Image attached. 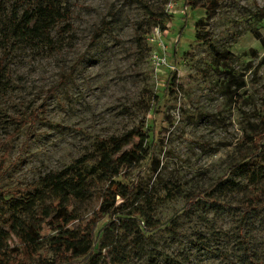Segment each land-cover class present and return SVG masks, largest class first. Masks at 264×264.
<instances>
[{
  "label": "rangeland",
  "instance_id": "rangeland-1",
  "mask_svg": "<svg viewBox=\"0 0 264 264\" xmlns=\"http://www.w3.org/2000/svg\"><path fill=\"white\" fill-rule=\"evenodd\" d=\"M61 2L71 12L72 40L53 28L59 54L18 44L3 74L0 191L48 173L82 172L99 160L100 139L140 134L142 160L116 179L134 185L133 195L96 230L104 263L240 264L238 208L254 186L243 160L264 134V0H221L209 20L183 0H142L146 8L130 0ZM31 3L0 0V57L13 9ZM95 28L103 34L90 44ZM199 29L233 58L217 63ZM90 184V199L76 203L78 219L65 232L84 227L100 204L108 183ZM204 190L203 201L183 209ZM41 228L34 263L51 259L48 245L59 234L47 223ZM241 233L264 264V209L243 219Z\"/></svg>",
  "mask_w": 264,
  "mask_h": 264
},
{
  "label": "trees",
  "instance_id": "trees-1",
  "mask_svg": "<svg viewBox=\"0 0 264 264\" xmlns=\"http://www.w3.org/2000/svg\"><path fill=\"white\" fill-rule=\"evenodd\" d=\"M25 1L18 0V4ZM130 1L142 4V0ZM220 1L183 0V5L191 9L204 10L206 19L209 20ZM142 7L146 8L143 4ZM71 19L70 10L61 0H33V3L28 4L21 13L14 8L8 31L1 41L3 55L0 57V86L15 46L27 43L41 44L49 51L53 50L59 54L57 41L51 30L56 29L58 39L71 41L74 33ZM197 25L198 28H202L203 22L200 21ZM153 27L157 28L158 24H154ZM102 34L103 28H95L90 44L99 40ZM196 36L208 46L217 63L223 65L233 58L228 52H218L206 31L199 29ZM67 45L70 43L67 42ZM64 80L63 78L62 82ZM36 112L37 109L27 117L26 140L21 150L26 148L31 138ZM260 122L264 125L263 118ZM141 137L137 134L136 139L132 141H123L121 138L100 139L97 144L99 160L89 169L72 173L67 171L48 173L40 178L37 184L0 191V264H105L101 254L96 250V230L106 216L120 213L133 195L134 185L126 186L116 179L118 177L125 179L124 169L142 160L145 140ZM252 144L254 152L244 158L243 164L250 172L254 186L246 203L238 208L241 212L237 225L238 239L243 255L240 264H260L255 259L246 236L241 233L243 219L264 209V134L257 135ZM124 147L127 148L124 150ZM94 179L108 183L100 204L84 227L65 232L66 228L78 219L74 208L76 203L90 199V183ZM225 179L226 175L217 183ZM207 193L208 190H204L190 197L183 209L189 210L197 205L203 201ZM117 198L121 199V202H118ZM224 207L229 208L227 205ZM44 223L59 234L52 237L48 245L51 259L34 263L40 249V232ZM13 241L15 244L11 245Z\"/></svg>",
  "mask_w": 264,
  "mask_h": 264
},
{
  "label": "built area",
  "instance_id": "built-area-1",
  "mask_svg": "<svg viewBox=\"0 0 264 264\" xmlns=\"http://www.w3.org/2000/svg\"><path fill=\"white\" fill-rule=\"evenodd\" d=\"M157 34H158V33H156V34L152 35V38H155V36H157Z\"/></svg>",
  "mask_w": 264,
  "mask_h": 264
}]
</instances>
